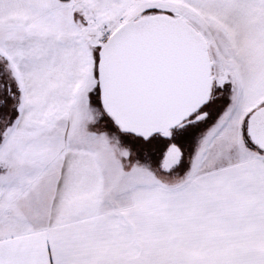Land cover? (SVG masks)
Here are the masks:
<instances>
[{
  "label": "snow or ice",
  "instance_id": "6c2138e0",
  "mask_svg": "<svg viewBox=\"0 0 264 264\" xmlns=\"http://www.w3.org/2000/svg\"><path fill=\"white\" fill-rule=\"evenodd\" d=\"M0 264H264V0H0Z\"/></svg>",
  "mask_w": 264,
  "mask_h": 264
}]
</instances>
